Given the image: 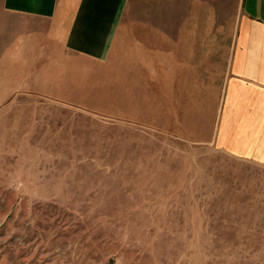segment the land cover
Masks as SVG:
<instances>
[{
    "label": "rangeland",
    "instance_id": "374dc122",
    "mask_svg": "<svg viewBox=\"0 0 264 264\" xmlns=\"http://www.w3.org/2000/svg\"><path fill=\"white\" fill-rule=\"evenodd\" d=\"M0 20V264H264V166L217 147L216 95L58 47L24 68Z\"/></svg>",
    "mask_w": 264,
    "mask_h": 264
},
{
    "label": "crops",
    "instance_id": "0c3cea01",
    "mask_svg": "<svg viewBox=\"0 0 264 264\" xmlns=\"http://www.w3.org/2000/svg\"><path fill=\"white\" fill-rule=\"evenodd\" d=\"M131 1L1 0L14 31L4 60L14 49L13 61L32 70L38 47L51 51L41 56L49 62L58 47L65 72L82 76L86 63L112 69L119 61H141L164 100L194 91L216 95L217 147L264 166V0H137L135 8ZM130 8H139L141 20L127 19ZM215 46L231 49L223 55ZM125 47L132 48L131 58Z\"/></svg>",
    "mask_w": 264,
    "mask_h": 264
}]
</instances>
